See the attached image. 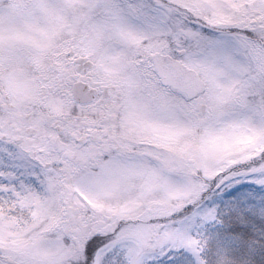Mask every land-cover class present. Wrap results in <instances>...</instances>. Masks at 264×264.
Masks as SVG:
<instances>
[{"label":"snow or ice","instance_id":"1","mask_svg":"<svg viewBox=\"0 0 264 264\" xmlns=\"http://www.w3.org/2000/svg\"><path fill=\"white\" fill-rule=\"evenodd\" d=\"M0 264H264V0H0Z\"/></svg>","mask_w":264,"mask_h":264}]
</instances>
